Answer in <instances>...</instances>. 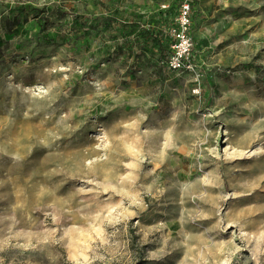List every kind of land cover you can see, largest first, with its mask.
Returning <instances> with one entry per match:
<instances>
[{
  "label": "rangeland",
  "instance_id": "1",
  "mask_svg": "<svg viewBox=\"0 0 264 264\" xmlns=\"http://www.w3.org/2000/svg\"><path fill=\"white\" fill-rule=\"evenodd\" d=\"M183 1L0 0V264H264V0Z\"/></svg>",
  "mask_w": 264,
  "mask_h": 264
},
{
  "label": "built area",
  "instance_id": "2",
  "mask_svg": "<svg viewBox=\"0 0 264 264\" xmlns=\"http://www.w3.org/2000/svg\"><path fill=\"white\" fill-rule=\"evenodd\" d=\"M169 36L172 40L171 66L174 69L184 67V59L187 58L193 49L191 36V3L184 0L179 7L174 21L169 28ZM189 69L191 65L185 63Z\"/></svg>",
  "mask_w": 264,
  "mask_h": 264
}]
</instances>
